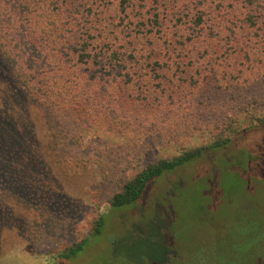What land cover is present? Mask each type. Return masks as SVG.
<instances>
[{
    "label": "trees",
    "instance_id": "obj_1",
    "mask_svg": "<svg viewBox=\"0 0 264 264\" xmlns=\"http://www.w3.org/2000/svg\"><path fill=\"white\" fill-rule=\"evenodd\" d=\"M0 54L18 89L44 112H75L176 149L126 178L111 207L135 204L157 178L264 128V0H0ZM11 81L0 80V183L10 192L34 184L45 194L49 142L17 134L31 118L20 109L27 105L12 100ZM260 83L259 95H247ZM224 92L234 96L218 99ZM204 130L212 132L209 142L188 144ZM60 135L49 140L58 155ZM105 219L92 221L91 236L102 233ZM89 237L51 264L76 257ZM176 241L170 264L264 261V223L255 218L240 219L210 253L208 246L185 253Z\"/></svg>",
    "mask_w": 264,
    "mask_h": 264
},
{
    "label": "rangeland",
    "instance_id": "obj_2",
    "mask_svg": "<svg viewBox=\"0 0 264 264\" xmlns=\"http://www.w3.org/2000/svg\"><path fill=\"white\" fill-rule=\"evenodd\" d=\"M0 80H12V100L27 105L20 109L31 120L17 134L38 133L49 142L42 165L50 169L43 174L50 185L45 194L34 184L10 192L0 183V264H51L54 254L89 236L84 251L57 264H156L168 256L173 240L179 239L185 253L200 246L210 253L224 245L240 219L264 223V128L242 132L229 145L157 178L135 204L111 207L126 178L176 149L159 138L147 142L106 123L85 122L75 112H44L18 89L1 54ZM260 86L247 95H259ZM233 96L224 92L218 99ZM57 132L66 134L60 135L65 143L59 155L49 141ZM211 135L193 131L188 144H204ZM101 213L104 229L91 236L92 221Z\"/></svg>",
    "mask_w": 264,
    "mask_h": 264
},
{
    "label": "flooded vegetation",
    "instance_id": "obj_3",
    "mask_svg": "<svg viewBox=\"0 0 264 264\" xmlns=\"http://www.w3.org/2000/svg\"><path fill=\"white\" fill-rule=\"evenodd\" d=\"M174 240H173V245H170L171 247L168 248L167 250H170L168 256L164 259V260H161V261H164L163 264H170L171 261L173 260V258H175V256H177L179 253H178V250L175 249L173 246H174ZM157 262V261H156ZM156 264H162V263H156Z\"/></svg>",
    "mask_w": 264,
    "mask_h": 264
}]
</instances>
